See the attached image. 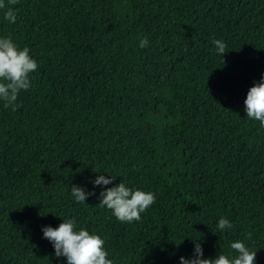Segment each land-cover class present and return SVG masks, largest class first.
Here are the masks:
<instances>
[{"label": "trees", "instance_id": "16d2710c", "mask_svg": "<svg viewBox=\"0 0 264 264\" xmlns=\"http://www.w3.org/2000/svg\"><path fill=\"white\" fill-rule=\"evenodd\" d=\"M7 4V0H5ZM11 36L38 67L0 102V264H67L42 228L76 220L114 264H180L240 240L264 264V0H18ZM148 37V47L139 46ZM214 40L227 44L217 54ZM98 175L151 191L137 222L98 207ZM95 192L77 203L71 187ZM225 217L231 230L219 232ZM251 233V239H247Z\"/></svg>", "mask_w": 264, "mask_h": 264}, {"label": "clouds", "instance_id": "9594fccd", "mask_svg": "<svg viewBox=\"0 0 264 264\" xmlns=\"http://www.w3.org/2000/svg\"><path fill=\"white\" fill-rule=\"evenodd\" d=\"M18 0H0V10L4 11V19L15 24L16 11L8 5H16ZM217 54L222 59L227 54V44L222 40H214ZM148 37L140 39L141 48L148 47ZM38 67L36 60L30 56V49L22 50L12 40L11 36L0 37V102L3 107L11 111H17L21 105L17 102L22 91L31 87L30 74ZM245 112L248 119L258 121L264 127V75L260 81L251 87L244 101ZM98 175L93 181L94 186H103L105 190L99 194L98 207L110 210L113 216L122 223H132L141 219L151 205L155 203V194L151 191L130 189L124 182L115 187L108 188L115 177ZM71 195L77 203L85 204V201L95 195L85 188L73 185ZM229 219L220 217L216 228L223 233L233 228ZM43 238L48 240L54 248L56 258L65 257L67 264H114L109 259V253L105 250V241L97 234H90L84 228L77 230L76 220L64 219L58 228L50 226L42 228ZM247 239H251V233ZM194 252L191 258L180 257V264H255L257 252L252 251L245 242L237 240L230 244V248L236 253L229 257L219 254L215 259L203 258L204 252L199 241H193Z\"/></svg>", "mask_w": 264, "mask_h": 264}]
</instances>
